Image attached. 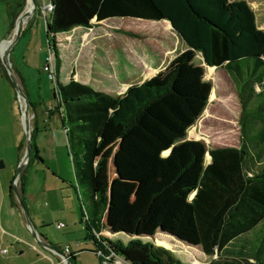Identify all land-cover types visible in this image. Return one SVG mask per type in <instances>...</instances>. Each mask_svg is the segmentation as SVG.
<instances>
[{"label": "trees", "instance_id": "16d2710c", "mask_svg": "<svg viewBox=\"0 0 264 264\" xmlns=\"http://www.w3.org/2000/svg\"><path fill=\"white\" fill-rule=\"evenodd\" d=\"M49 1L45 35L56 75V104L51 111L61 118L80 198V222L98 263L113 264L106 260L118 257L117 264H181L164 247L143 239H151L160 214L171 211L175 218L169 217L163 231L182 232L183 238L198 244L204 254H215L207 264H264V30L257 27L246 1ZM23 4L24 0H9V17L17 15ZM114 17L170 22L171 27L169 23L165 26L183 38L187 49L167 78L163 82L131 84L119 94L95 89L71 77L59 83L54 35L74 26H90L92 20ZM119 31L137 36L132 31ZM195 52L208 65V74L209 68L213 69L210 66H223L234 83L240 105L239 143L208 150L209 162L188 203L180 201L178 191L173 189L169 191L174 196L169 198L173 206L168 207L169 201L165 203L152 186L147 195L130 201V194L149 172L141 164L131 168L119 163L123 167H117V174L111 175L112 144L99 151L100 140L106 131L122 140L142 125L160 130L170 140L183 136L211 93L202 67L193 63ZM4 74L8 77L5 70ZM30 139V160L34 155L40 162L32 135ZM191 166V162L183 165L173 182ZM18 179L24 205V174L20 173ZM12 195L10 187L11 202L16 204ZM104 229L124 234L127 240L110 239L101 234ZM69 260L71 264V256Z\"/></svg>", "mask_w": 264, "mask_h": 264}, {"label": "rangeland", "instance_id": "374dc122", "mask_svg": "<svg viewBox=\"0 0 264 264\" xmlns=\"http://www.w3.org/2000/svg\"><path fill=\"white\" fill-rule=\"evenodd\" d=\"M245 1L254 13L257 27L264 30V0ZM48 4L49 0H34V9L23 21L18 39L9 49L10 68L16 84L10 75L9 78H0V98L6 95L9 97L5 101L9 105V158L6 167H0V182L4 184L6 194L13 185L18 163L25 155L27 135L24 100L18 88L28 100L30 136L35 155L41 160H34V155L30 160L29 154L30 161L25 162L22 195H27L30 203L35 206L36 215L30 214L28 205H25V209L33 223L32 219L42 213L39 209L40 200L45 202L42 196L49 197V202L58 207L64 202L71 204V207L67 206L63 210L57 207L52 213L46 210L45 213L52 215L51 221L41 229L52 246L60 251L67 244L68 238L74 248L73 239L81 238L84 225L80 222V198L75 190V178L61 118L58 112L51 111L56 104L53 98L56 77L50 78L49 70L55 61L45 39V24L49 21ZM26 5L27 9L32 8L29 0H24L17 15ZM17 15L9 17L10 34ZM166 23L167 20L114 17L101 22L92 20L90 26H74L68 31L55 34L53 40L59 58L57 81L64 83L71 77L113 94H119L135 83L163 82L187 49L180 37L165 26ZM119 29L132 31L137 36H129ZM193 63L202 67L203 79L210 83L211 93L203 111L183 136L170 140L160 130L142 125L122 140L114 139V134L112 136L107 131L100 140L99 151L112 144L109 162L111 175L117 174V167H123L124 164L119 163H126L125 166L131 168L141 164L149 172L130 194V201L147 195L146 191L152 186L162 194L165 203L169 201L168 207L173 206L169 200L174 197L169 193L173 189L178 191L180 201L188 203L203 167L209 162L208 150L225 145L237 146L239 143L240 105L233 81L223 66H210L213 69L208 74L199 52L194 53ZM187 162L192 164L190 171L173 182L177 172ZM15 185L20 192L18 178ZM5 207L0 216V245L5 246L8 253H0V264H9L5 263L9 254L19 255L16 264H25L29 260L28 255L18 254L16 239L21 240L26 236L36 240L26 223L23 224V214H20L18 206L15 208L19 214L15 211L12 218L9 209ZM164 212L158 218L152 238L145 237L144 240L164 247L181 264H207L216 257L215 254H204L198 244L183 238L182 232H164L162 227L169 217L175 218L171 211ZM66 214L76 217L74 225L60 218ZM58 222L66 226L57 228ZM68 227L72 231L65 233ZM110 239L127 240V237L117 233V236ZM19 244L23 245L20 241ZM78 256L81 264H99L92 249L80 252ZM109 259L106 263L117 264L115 258Z\"/></svg>", "mask_w": 264, "mask_h": 264}, {"label": "crops", "instance_id": "0c3cea01", "mask_svg": "<svg viewBox=\"0 0 264 264\" xmlns=\"http://www.w3.org/2000/svg\"><path fill=\"white\" fill-rule=\"evenodd\" d=\"M9 0H0V49L2 44L4 43V41L6 39H8L11 35V26L9 28ZM11 25V24H10ZM4 67L2 65L1 59H0V78H3V76L7 77L4 74ZM85 83V82H83ZM7 91V89H6ZM9 97L6 95L5 98H0V160L3 163L2 167H6L7 163H8V158H9V105L7 103H5V101H8ZM22 174L24 173V170L21 172ZM24 184V183H23ZM23 186V185H22ZM0 216L2 214V211L4 209V207L6 209H9V216L12 218L13 215L15 214L14 212L16 211L17 214H19V211H17V209L15 208V206H18V210H21L20 206L17 204V200L14 196L13 193V198L14 201L16 202V204H13L11 202V198H10V188L8 189V192L5 194L4 191V184L2 182H0ZM22 193V190H21ZM24 198V206L28 205V209L30 211V214H35V206L30 203V199H28L27 195H22ZM69 196V195H67ZM43 197V201L40 200V205H39V209H41V212L38 213V216L36 218H33L32 221V225L34 227V229L36 230V234L38 239L36 240V242L30 238V237H22V239H16L17 240V245H18V254L20 255H28V261L25 264H55L59 261L57 255L55 253H53L51 251L50 248H48V245H52L51 242H49L47 240V236L45 233L42 232V227H44L46 224H48L51 220H50V216L52 217L51 213L54 212V210L57 209V204H53L49 202V197H47L46 195L42 196ZM60 200H62V198H60ZM63 201V200H62ZM67 206L71 207L70 203H62V205H60L58 208L60 210L66 209ZM27 209V208H26ZM46 210H49V212L51 213H45ZM20 214L22 215V211L20 212ZM60 217V216H58ZM74 217V216H73ZM61 219L67 221L68 223H72V225L75 224L76 221V217L72 218L67 216V214L65 215V217H60ZM22 222L23 224H25V219L24 216H22ZM27 225V224H26ZM66 226V225H63ZM28 227V226H27ZM61 228V227H60ZM70 231H72L71 229H69V227L67 229H65V233H69ZM102 234V232H101ZM46 243V244H42V243ZM75 244H74V248L72 247L71 243V239H67V244L64 245L69 247V252L67 253L68 257H72V263L71 264H81V259L78 256L80 252H85L86 250H95L93 244L91 243V241L89 239H87V232L85 230V227L83 229V234L81 236V238H75L73 239ZM84 240V241H83ZM19 241L22 242L23 245L19 244ZM88 241V242H86ZM39 244V245H38ZM3 246V245H1ZM5 247V246H3ZM63 247V249H64ZM60 250V251H63ZM8 253V250L7 252ZM19 257V255L16 254H9L8 258H5V263L9 262V264H16V258ZM98 261V259H97Z\"/></svg>", "mask_w": 264, "mask_h": 264}, {"label": "water", "instance_id": "95a60500", "mask_svg": "<svg viewBox=\"0 0 264 264\" xmlns=\"http://www.w3.org/2000/svg\"><path fill=\"white\" fill-rule=\"evenodd\" d=\"M29 2L32 4V8L30 9H27V5L25 6V8L17 15L15 21H14V25H13V30H12V34L10 35V37L8 39L5 40V46L3 49H0V59H1V62H2V65L9 77V75L11 76L12 78V81L16 84V81L12 75V72H11V68H10V62H9V49L10 47L12 46V44L18 39V36L20 34V31L22 29V24H23V20L29 15V13L34 9L35 5H34V0H29ZM50 3V1H49ZM169 25H170V22H168ZM171 27V25H170ZM180 39L184 42L183 38L181 36H179ZM47 38V36L45 35V39ZM47 42V40H46ZM47 48L49 50L50 48V45L49 43L47 42ZM204 63V62H203ZM204 66L207 67L208 65H206L204 63ZM224 68V67H223ZM225 70V68H224ZM17 91L19 93V95H21L23 97V100H24V109H23V113H24V117H25V122H24V126H25V132H26V135H27V142H26V149H25V155L24 157L22 158V161L20 163H18V166H17V169L15 171V175H14V178H13V185H12V191L14 193V196L21 208V211L23 213V216H24V219H25V222L28 226V228L30 229L32 235L34 236V238L37 240L38 237H37V234H36V230L34 229L33 225H32V222L31 220L29 219L28 215H27V212H26V209H25V206L22 204L21 200H20V195H19V192H18V188L16 187V180L19 176V174L23 171L24 169V166H25V162L26 160L28 161L29 160V154H30V146H31V141H30V128H29V123H28V120H27V108H28V100L26 99L25 95L17 88ZM3 166V163L2 161L0 160V167ZM102 234L104 236H107L108 238H111V237H114V236H117V233H111L110 231L104 229L102 231ZM39 241V240H38ZM40 242V241H39ZM42 243V242H40ZM42 244H46V243H42ZM48 248L50 249H53L54 251L56 252H59L61 253V251H59L58 249H56L55 247H53L52 245H48ZM65 258H66V262L65 264H70V260H69V257L68 255H64Z\"/></svg>", "mask_w": 264, "mask_h": 264}, {"label": "built area", "instance_id": "2783aa9c", "mask_svg": "<svg viewBox=\"0 0 264 264\" xmlns=\"http://www.w3.org/2000/svg\"><path fill=\"white\" fill-rule=\"evenodd\" d=\"M50 8H51V5H50V3L48 4V9L50 10ZM50 55V54H49ZM49 58H50V56H49ZM48 70H49V68H47ZM53 67L52 68H50V70H49V74H50V78L51 79H53L54 77H55V74H54V71H53ZM64 224L62 223V222H58V223H56V227L57 228H60V227H62ZM97 235V234H96ZM51 251L53 252V253H55L56 255H57V257H58V259H59V261L57 262V263H55V264H65V262H66V258H65V256L64 255H66L67 256V253L69 252V247L68 246H65L64 247V249H63V251H61V253H59V252H56V251H54L53 249H51ZM7 252V248L6 247H2L1 245H0V253H6ZM98 254H99V251L97 252ZM104 257H106V259L108 258V256L107 255H105ZM115 261H117V263H119L120 262V259L118 258V257H115Z\"/></svg>", "mask_w": 264, "mask_h": 264}, {"label": "bare ground", "instance_id": "6f19581e", "mask_svg": "<svg viewBox=\"0 0 264 264\" xmlns=\"http://www.w3.org/2000/svg\"><path fill=\"white\" fill-rule=\"evenodd\" d=\"M24 20H25V19H24ZM24 20H23V21H24ZM5 44H6V43H5V41H4V43L2 44V46H3V45L5 46ZM2 46H1V49H2ZM4 46H3V48H4ZM207 67H208V66H207ZM207 67H206V68H207ZM210 71H211V68H209V72H210Z\"/></svg>", "mask_w": 264, "mask_h": 264}]
</instances>
